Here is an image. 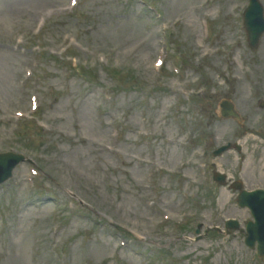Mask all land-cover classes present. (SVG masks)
Segmentation results:
<instances>
[{
  "label": "rangeland",
  "instance_id": "374dc122",
  "mask_svg": "<svg viewBox=\"0 0 264 264\" xmlns=\"http://www.w3.org/2000/svg\"><path fill=\"white\" fill-rule=\"evenodd\" d=\"M204 1L154 2L165 20L178 16L187 18L179 29L186 40L184 51L191 48L190 37L199 40L198 20L203 14L193 8L194 4L201 5ZM217 1L210 9L214 19L213 35L206 45L211 56L200 60V65H193L192 81L207 80L209 76H237L246 71L250 72L249 78L264 77V45L258 52H252L246 46L244 34L237 29L236 13L244 0ZM25 2L37 3V0ZM35 7L41 6L36 4ZM80 12L83 24H76L72 16L55 14L44 33V43L57 48L61 35L70 33L91 50H96L94 55H80L83 66H90L99 55H104L112 68L130 70V74L121 76L112 68L98 64L96 70L82 69L79 74L71 75L69 84L64 86V77L49 67L50 78L38 89L41 92L46 88L61 90L62 95L56 92L53 99L43 100L42 117L52 128L51 139H43L44 144L33 141L32 132L19 140L18 131L15 132V125L9 118L11 112L27 106V88L19 81L28 57L22 58L12 51L11 42L16 31L9 32L11 25L5 27L6 18H0V151L16 149L26 153L39 164L40 171L43 168L51 177L33 176L31 169L22 165L13 180L0 188V264H56L61 261H66L64 264H96V259L106 257L111 251L130 264H164L162 254H158L160 247L165 248L167 258L176 256V264H262L255 260L252 252L241 247L243 236L240 234L207 235L203 241H184L183 238L193 235L194 226L201 218H209L213 225H220L218 213L226 214L234 209L233 199L229 201L228 197L222 200L223 207L217 205L221 193L217 188L211 191L207 187H189L180 183L184 179L168 177L160 197H171L177 204L178 214L191 211L196 217L187 220L186 231L176 233L173 240L169 238L171 229L158 227L157 219L152 225L144 201L138 202L135 194L129 192L132 183L145 179L146 167L138 168L129 158L118 160L106 150L105 144L116 145L124 155L131 154L137 159L157 160L170 170L198 181L192 157V152L199 149L197 140L211 135L214 137L212 148L226 140L234 141L238 129L234 123L214 119L213 127L203 132L200 125L206 119L200 120L191 106H185L176 114L173 110H165L167 103L173 101V95H166V89L160 87V81L150 69L157 49L159 26L139 3L124 9L114 0H84ZM231 49L232 52H228ZM258 64L261 71L255 70ZM245 80L240 85H230L231 94L240 86L248 89ZM171 82L165 81L166 84ZM116 84L118 87L113 89ZM257 88H264V84ZM104 91L111 93V103L104 101ZM151 111L157 112L156 118L149 117ZM182 120L188 126L182 127ZM114 127H120L119 141L109 137ZM145 128L161 135L149 148L137 141V130ZM187 137L194 143L185 148L179 141ZM165 138H177V147L165 146ZM255 143L261 147V142L255 140ZM51 154L54 159L49 158ZM235 155L228 153L215 161L234 177L239 163ZM256 155L264 171V149L258 148ZM70 189L81 195L91 213H81L76 210L77 206L73 209L69 205L65 193ZM173 205L169 201V206ZM113 224L143 236H138L139 242H132L134 251L131 254L116 249ZM157 239L161 242L157 243ZM101 244L109 247L103 255L99 252ZM61 248L65 250L62 255L59 254Z\"/></svg>",
  "mask_w": 264,
  "mask_h": 264
}]
</instances>
